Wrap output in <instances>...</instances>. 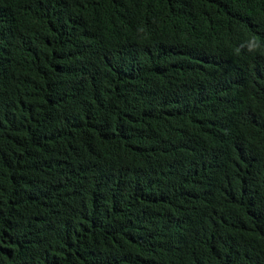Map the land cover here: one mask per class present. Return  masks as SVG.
<instances>
[{
  "label": "trees",
  "instance_id": "obj_1",
  "mask_svg": "<svg viewBox=\"0 0 264 264\" xmlns=\"http://www.w3.org/2000/svg\"><path fill=\"white\" fill-rule=\"evenodd\" d=\"M0 264H264V0H0Z\"/></svg>",
  "mask_w": 264,
  "mask_h": 264
},
{
  "label": "clouds",
  "instance_id": "obj_2",
  "mask_svg": "<svg viewBox=\"0 0 264 264\" xmlns=\"http://www.w3.org/2000/svg\"><path fill=\"white\" fill-rule=\"evenodd\" d=\"M251 50V49H250Z\"/></svg>",
  "mask_w": 264,
  "mask_h": 264
}]
</instances>
